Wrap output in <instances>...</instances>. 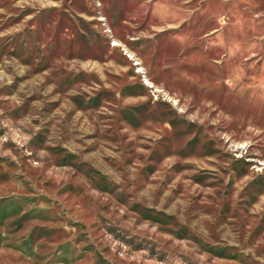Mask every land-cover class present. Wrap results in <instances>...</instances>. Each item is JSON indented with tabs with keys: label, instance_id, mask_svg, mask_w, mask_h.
<instances>
[{
	"label": "rangeland",
	"instance_id": "374dc122",
	"mask_svg": "<svg viewBox=\"0 0 264 264\" xmlns=\"http://www.w3.org/2000/svg\"><path fill=\"white\" fill-rule=\"evenodd\" d=\"M0 264H264V0H0Z\"/></svg>",
	"mask_w": 264,
	"mask_h": 264
}]
</instances>
